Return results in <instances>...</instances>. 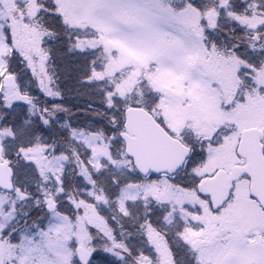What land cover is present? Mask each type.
I'll return each instance as SVG.
<instances>
[{
	"label": "snow or ice",
	"instance_id": "obj_1",
	"mask_svg": "<svg viewBox=\"0 0 264 264\" xmlns=\"http://www.w3.org/2000/svg\"><path fill=\"white\" fill-rule=\"evenodd\" d=\"M0 264H264V0H0Z\"/></svg>",
	"mask_w": 264,
	"mask_h": 264
}]
</instances>
